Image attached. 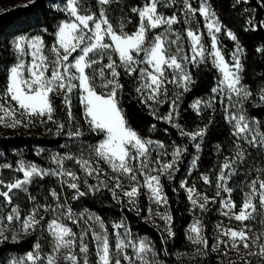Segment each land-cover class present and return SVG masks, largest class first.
Wrapping results in <instances>:
<instances>
[{"label": "snow or ice", "instance_id": "obj_1", "mask_svg": "<svg viewBox=\"0 0 264 264\" xmlns=\"http://www.w3.org/2000/svg\"><path fill=\"white\" fill-rule=\"evenodd\" d=\"M30 2L34 3L35 0ZM241 2L236 0L237 4ZM112 3L113 0H96L97 13L86 7L82 0H64L62 11L67 13L68 18L58 25L55 43L51 47L39 35H19L12 41L16 63L8 69L5 87L0 90V126L27 128L40 118L41 124L55 123L57 135L65 133L70 139L80 140L84 131L75 123L73 116V101L76 99L83 109L88 131L103 134L104 138L95 145H82L78 153L51 154L49 159L55 167L42 168L21 158L16 162V171L22 173V177L11 182L0 179V187L5 189L0 190V197L3 198L0 204V243L9 240V235H6L9 232L13 241H18L21 234L28 236L37 230L46 232L51 238L50 251L47 253L37 240L31 250L23 256L10 258L8 264H91L90 246L95 249V264H161L156 259L153 242L134 234L124 220L114 222L110 234L101 217L87 209L79 214L74 213L71 207L61 202V196L55 188L49 190L54 204H40L36 202V197L29 196L33 207L22 214L19 206L13 204V190L26 191V186L34 178L54 176L63 185L75 190L73 199L86 195V191L81 190V184L86 186L88 192L105 188L111 192L114 200L127 198L128 204L139 215L143 209L137 205L138 197L141 189H146L151 203L145 219L150 220L155 216L164 221L162 231L166 238L162 237L161 243L166 245L167 240L176 233L173 231V216L167 210L168 198L161 177L167 175V179H174V173L178 171L179 162L187 148L175 146L171 159L163 162L157 150L165 149L164 143L142 137L129 124L120 106L119 97L124 88L120 82L121 69L125 75L135 76L139 81L135 92L140 103L148 107L157 119L171 124L174 116L178 115L180 97L194 83L189 66H199L208 60L218 71L219 79L211 89L213 95L207 100H196L192 107L199 114L202 105L212 108L219 97L225 119L231 124L232 135L236 138V154L225 157L220 164L213 196L200 192L195 184L188 186L187 181H182L180 187L186 190L194 212L199 210L204 213L210 203H219L221 214L229 221L239 222L241 226L233 228L224 225L223 221L218 222L210 244L202 216H194L186 233L187 240L195 249L190 258L207 256L210 250L226 258L227 264H254V261L255 264H264V169H256L255 177L245 184L248 190L243 192L238 211L231 195L234 189L228 186L237 173L238 162L245 159L241 142L264 149V122L250 117L244 107L254 94L242 83L244 49L239 45L237 36L231 30L226 31L228 38L237 41L236 47L227 53L226 58L217 35L222 32L223 26L208 0H200L198 7H193L191 0H179V11L186 25V51L182 34L173 27L181 23V17L175 11L165 15L160 10L175 7L177 0H144L142 6L131 8V12L139 19L132 32L125 30L130 20L125 18L114 24L109 18L107 6ZM197 13L204 19L210 47L205 45L204 33L199 27L191 26L193 23L198 25L194 20ZM247 23L249 27L246 31L264 28V20L259 25L253 24L251 19ZM256 51L264 53V45ZM25 57H29L27 62ZM169 84L182 89L170 100L167 96ZM258 95L259 102L264 104V87L259 89ZM56 96L62 98L69 125L75 126V131L65 132V124L54 119ZM163 103H169V112L157 116L154 106ZM173 126L180 128L179 124ZM206 129L207 125L194 132L181 128L180 135L187 136L190 141H197V138L203 137ZM194 147L199 150L200 144L195 143ZM84 149L88 150L87 157ZM43 151L40 149L37 155ZM153 151H156L155 159L152 158ZM163 155L168 153L165 151ZM66 162H75L85 176L95 177L98 183L93 185L87 179L82 180L77 171L66 167ZM195 163L193 160L194 166ZM101 164L107 165L112 175ZM2 167L12 168L13 165L4 164ZM124 179L129 181L127 187ZM201 180L206 185L213 183L207 174H202ZM153 204L166 210L153 211ZM8 206L11 207L5 214ZM41 212L51 213L52 217L46 220L44 215H40ZM66 221L77 227L82 222L83 227L76 232ZM246 221H258L261 230L250 227ZM17 224L19 228L14 227ZM221 246L223 252H220ZM230 252H235L238 259L232 260Z\"/></svg>", "mask_w": 264, "mask_h": 264}, {"label": "trees", "instance_id": "obj_2", "mask_svg": "<svg viewBox=\"0 0 264 264\" xmlns=\"http://www.w3.org/2000/svg\"><path fill=\"white\" fill-rule=\"evenodd\" d=\"M82 2L91 11L98 13L96 0H82ZM143 2L144 0H113V3L107 6L109 18L114 24L125 18L130 20V23H126L125 30L132 32L139 19L136 14L131 12V8L142 6ZM208 2L223 26L220 41L224 46L226 56L235 48L237 41L244 49L242 82L254 94L245 102V109L250 117L264 122V104L259 102L258 95L259 89L264 87V53L256 51L258 47L264 45V28L245 30L249 27L247 23L249 19L256 25L264 20V0H247L246 3L242 0L239 4L236 3V0H208ZM63 8L64 0H35L34 3L29 0L24 4H16L0 10V90L5 87L8 69L16 62V54L11 47L12 41L19 35H39L44 39L45 44L51 47L55 43V32L58 25L67 18V13L62 11ZM179 9V5L176 4L173 8H161L160 10L165 15H171L173 11L177 12L181 17V23L178 24L179 31L184 36L186 25L183 23ZM199 18L201 19L200 15ZM201 30L204 33L206 46L210 47L207 30L203 25H201ZM227 30H231L237 36V41H232L227 37ZM189 68L194 83L180 97L177 108L178 115L171 124L157 119L148 107L140 103V98L135 92L139 81L135 76L125 75L121 69L120 82L124 88L119 97L120 106L123 108L129 124L142 137L163 142L168 154H171L175 146L187 148L179 162L178 171L174 173V179H167V175L161 177L163 190L168 198V208L173 216V231L176 233L172 239L167 240L166 245L161 243L162 237L166 238V234L158 231L155 226L145 220L148 208L145 194H141L139 197V208L143 211L137 215L128 203L114 200L111 192L105 188L88 192L86 186L81 184V190L86 191V195L73 199L76 195L75 190L63 185L56 177L46 176L42 179L37 177L28 185L26 191L13 190L15 192L13 200H17L22 213H27L33 207V201L29 199V196L36 197V202L40 204H54L55 201L49 195V190L55 188L61 196V202L71 207L74 213L79 214L87 209L101 217L110 234L112 233V224L124 220L134 234L149 238L158 252L166 251L169 254H174L176 251L189 249L190 244L186 233L193 220V215L190 201L187 199V192L180 187V184L187 178L191 162L195 160L196 165L192 177H195L198 187L205 189L215 186L220 164L224 162L225 157H233L236 154L234 147L236 138L232 135L231 124L225 119L224 108L219 99L212 108L204 107L199 114L192 107L196 100L204 99L212 94L211 89L219 79L218 71L212 66L210 60L199 66L190 65ZM167 88L169 94L176 89V86L169 84ZM181 91L182 89L179 88V92ZM61 100L60 96L54 97L56 108L54 119L65 124V132L75 131V126L69 125L67 111ZM169 107V103L161 104L156 109L157 116L166 115L169 112ZM73 116L75 123L79 124L84 131V136L80 140L70 139L65 133L57 135L56 124L53 122L41 124L40 118H37V122L27 128L0 126V177L6 182L22 177V173L16 171V162L21 158L32 161L42 168L55 167L49 159L51 154L57 152L61 154L65 152L78 153L82 145H95L103 138V134L88 131V125L83 118V109L76 99L73 101ZM174 124H179L180 128L174 127ZM205 125H207V129L200 142L199 150L194 147V141H190L187 136L180 135L181 128L185 131H195L204 128ZM241 147L245 152V159L238 162L237 173L228 184L234 189L232 197L238 204H241L243 200V192L248 190L245 184L255 177V170L264 169V149L253 148L243 142H241ZM40 149L44 151L37 155ZM84 155L87 157V149H84ZM4 164H11L13 167L4 168L2 167ZM66 167L77 171L82 180L87 179L89 184H97V180L85 176L75 162H66ZM202 174L210 176L213 181L212 185L204 184L201 180ZM0 190L3 188L0 187ZM2 203L3 198L0 197V204ZM219 205V203H215L204 220L210 244L213 242L211 238L214 234L216 211ZM66 222L76 232H79L83 227L82 222L80 227L72 225L70 221ZM42 234L46 236V232L37 230L18 241L8 240L0 243V264H8L9 256L12 254H25L31 250L37 240L43 243L45 250H48V241L43 242ZM88 239L90 241L91 236ZM94 251V248L90 246L91 255L94 254ZM193 264L222 263L217 259L216 254L209 250L207 256L197 257Z\"/></svg>", "mask_w": 264, "mask_h": 264}, {"label": "rangeland", "instance_id": "obj_3", "mask_svg": "<svg viewBox=\"0 0 264 264\" xmlns=\"http://www.w3.org/2000/svg\"><path fill=\"white\" fill-rule=\"evenodd\" d=\"M29 0H0V10H3V9H5V8H8V7H10V6H13V5H16V4H24V3H26V2H28ZM191 2H192V5H193V7H197V5L199 6V3H200V1L198 2L197 0H191ZM209 3V2H208ZM177 4L179 5V7H181V5H180V3H179V0H177ZM182 14V13H181ZM182 17H183V14H182ZM68 18V17H67ZM66 18V19H67ZM65 20V19H64ZM64 20H62V21H64ZM194 20L196 21V22H198V25H197V23H193L191 26L192 27H199V29H200V31L202 32V30H201V25H203L204 26V19H203V17H201V19L199 18V14L197 13V15L195 16V18H194ZM61 21V22H62ZM174 27V30L175 31H177V32H180L181 33V31H179V27H178V24L177 25H174L173 26ZM206 29V28H205ZM207 30V29H206ZM161 31H162V29H161ZM223 33V29H222V32L221 33H219V34H217L218 35V38H219V41H220V36H221V34ZM182 34V33H181ZM26 36H30V35H26ZM183 36V35H182ZM31 37V36H30ZM209 40H210V38H209ZM204 43H205V41H204ZM183 45H184V48H185V50L187 51L188 50V41H187V38H186V36L184 37L183 36ZM206 45V44H205ZM220 45L222 46V49L224 50V46L222 45V43H221V41H220ZM236 47V46H235ZM234 50V49H233ZM233 50H231L230 51V53L233 51ZM14 52H15V50H14ZM225 52V51H224ZM16 54V53H15ZM226 58H227V56H226ZM25 59V61L27 62L28 61V59H29V57H25L24 58ZM70 59H71V57H70ZM16 63V62H15ZM243 83V82H242ZM174 86H176V89H174L171 93L169 92V94H167V96H168V99H172V98H174L175 97V95L176 94H178L179 93V88L177 87V85H175V84H173ZM213 94H211L210 96H208V97H206V98H204V99H199V100H207L209 97H211ZM219 99V97L217 98V100ZM225 103H227V101H225ZM159 106H161V104L160 105H158V106H154L156 109L159 107ZM244 107H245V104H244ZM202 108H204V106L202 105L201 106V109ZM176 118H177V115L176 116H174V118H173V121H175L176 120ZM232 127V126H231ZM196 131V130H195ZM187 132H194V131H187ZM104 138V137H103ZM102 138V139H103ZM101 139V140H102ZM201 140H202V137H199V138H197V141H194L195 143H199L200 144V142H201ZM153 141H156V140H153ZM157 151H159L160 153H161V160L163 161V162H168L170 159H171V154H168V155H163V153L166 151V149H159V150H157ZM167 152V151H166ZM155 156H156V151H153V153H152V158L153 159H155ZM180 164V163H179ZM195 165H196V163H195ZM101 167L102 168H104V170L105 171H107L108 172V174L109 175H112V173H111V170L107 167V165H104V164H101ZM178 168H179V166H178ZM194 169H195V166L193 165V161L191 162V165H190V172H189V174L187 175V178L186 179H184L183 181H187V184H188V186H192L193 184H195V186H196V188L200 191V192H202V193H207V195H209V196H213L214 194H215V192H216V188H215V186H213V187H210V188H205V189H201V188H199L198 187V185L196 184V182H195V177H192V173H193V171H194ZM21 178V177H20ZM92 178H95V177H92ZM0 179H2L1 177H0ZM15 180V179H14ZM95 180H96V178H95ZM13 181V180H12ZM6 182V181H5ZM11 182V181H10ZM230 182V181H229ZM98 183V182H97ZM124 184H125V186L127 187L128 185H129V181L127 180V179H124ZM229 184V183H228ZM229 186V185H228ZM28 187V185L26 186V188ZM3 190H5V189H3ZM247 191V190H246ZM245 191V192H246ZM15 192H13V194H14ZM141 194H145V196H146V199H147V202H148V207H149V205H150V201H149V199H148V197H147V190L146 189H141ZM222 195H227V194H224V193H222ZM232 195V194H231ZM140 197V196H139ZM139 197H138V201H137V205H138V207H139ZM232 199H233V197H232ZM234 200V199H233ZM235 201V200H234ZM121 202H124V203H128L127 202V198H123L122 199V201ZM236 202V201H235ZM13 203L15 204V205H18V203H17V200H13ZM236 204H237V209H236V211H238L239 210V205L240 204H238L237 202H236ZM130 205V204H129ZM190 205H191V203H190ZM213 205L214 204H212V203H210L208 206H207V211H205L204 213H200L199 212V210H196L195 212L192 210V215H193V218H194V216H202V219H203V222H204V220H205V217H206V215H207V213L210 211V209L213 207ZM19 206V205H18ZM132 208H133V206L132 205H130ZM152 207H153V211H161V212H163V211H165L166 209H165V207H158V206H156V205H151ZM10 207L11 206H8L6 209H5V214H6V212H7V210H9L10 209ZM19 208H20V206H19ZM191 209H192V205H191ZM167 210L169 211V208H168V205H167ZM22 212V211H21ZM221 212H222V209H221V205H219V208H218V210L216 211V214H217V219H216V221H215V225L218 223V222H221V221H223V223H224V225H227V226H230V227H233V228H239L241 225H240V223L239 222H236L235 220H232V221H229L227 218H225L222 214H221ZM91 213H93V212H91ZM22 214H24V213H22ZM26 214V213H25ZM95 214V213H94ZM40 215H44L45 216V219L47 220V219H50L51 217H52V214L51 213H44V212H41L40 213ZM147 215H148V213H147ZM146 220V219H145ZM147 222H149V224H151V225H153V226H155V228H157V230L158 231H160V232H162L163 233V229H164V227H165V224H164V221H162V220H160L159 219V217H155V216H153L150 220H146ZM193 221V220H192ZM192 223V222H191ZM190 223V224H191ZM245 223H247L250 227H254L257 231H260L261 230V225L259 224V222L258 221H246ZM205 224V223H204ZM15 228H19V225L17 224V225H15L14 226ZM215 229V228H214ZM205 234H206V229H205ZM6 235H9V240H11V233L9 232V233H6ZM22 237H24V235H20V238H19V240L22 238ZM41 238L43 239V242H46V241H48V244H49V249L48 250H45L44 249V245H43V243H42V246H43V251L45 252V253H47L48 251H50V244H51V238L49 237V235L46 233V236L45 235H43L42 234V236H41ZM149 239V238H148ZM150 240V239H149ZM11 241H13V240H11ZM189 244H190V246H189V249H187V250H181V251H176L174 254H169V253H167L166 251H162V252H158L157 250H156V252H157V257H156V259H158L159 261H161V264H193V262L195 261V259L197 258V257H195V258H190V257H192V255H193V253H194V246L191 244V242L189 241ZM95 250V249H94ZM224 251V248H223V246H221V248H220V252H223ZM181 254H184V255H181ZM216 254V256H217V259L222 263L223 262V264H227V259L226 258H224V257H222L219 253H215ZM24 254H22V255H10L9 256V259L10 258H12V257H20V256H23ZM199 257V256H198ZM229 257L232 259V260H237L238 259V257L236 256V254H235V252H230L229 253ZM89 260H90V262H91V264H95V260H96V257H95V251H94V254L93 255H91V254H89ZM254 264H255V261H254Z\"/></svg>", "mask_w": 264, "mask_h": 264}]
</instances>
